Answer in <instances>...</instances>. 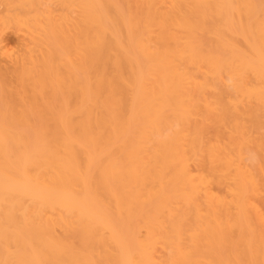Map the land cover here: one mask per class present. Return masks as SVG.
<instances>
[{"label": "bare ground", "instance_id": "bare-ground-1", "mask_svg": "<svg viewBox=\"0 0 264 264\" xmlns=\"http://www.w3.org/2000/svg\"><path fill=\"white\" fill-rule=\"evenodd\" d=\"M262 45L260 0H0V260L259 264Z\"/></svg>", "mask_w": 264, "mask_h": 264}, {"label": "snow or ice", "instance_id": "snow-or-ice-1", "mask_svg": "<svg viewBox=\"0 0 264 264\" xmlns=\"http://www.w3.org/2000/svg\"><path fill=\"white\" fill-rule=\"evenodd\" d=\"M37 8L38 12L37 14H40V10H43L44 14H47L49 9H52L53 11H58V9L53 6L46 3L41 2L38 5L34 6ZM247 7L251 8L254 7V5H248ZM260 8H261V36L262 40H264V0H260ZM261 55H262V61H264V45H262L261 48ZM261 151L264 153V137H262L261 140ZM262 167H264V158H262ZM261 238H262V247H261V255L264 256V228H262L261 232ZM0 264H86V262L83 261H49V262H42V261H35V260H29V259H4L0 260ZM88 264H92V262H88ZM222 264H231V262H222ZM245 264H257L256 261H246ZM259 264H264V259H261L259 261Z\"/></svg>", "mask_w": 264, "mask_h": 264}]
</instances>
